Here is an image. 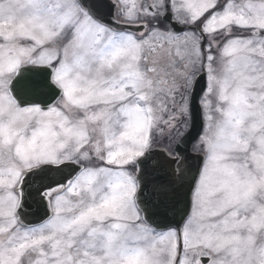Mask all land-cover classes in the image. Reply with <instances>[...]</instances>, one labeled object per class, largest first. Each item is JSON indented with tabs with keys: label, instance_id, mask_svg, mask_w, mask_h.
<instances>
[{
	"label": "snow or ice",
	"instance_id": "6c2138e0",
	"mask_svg": "<svg viewBox=\"0 0 264 264\" xmlns=\"http://www.w3.org/2000/svg\"><path fill=\"white\" fill-rule=\"evenodd\" d=\"M0 264H264V0H0Z\"/></svg>",
	"mask_w": 264,
	"mask_h": 264
},
{
	"label": "water",
	"instance_id": "95a60500",
	"mask_svg": "<svg viewBox=\"0 0 264 264\" xmlns=\"http://www.w3.org/2000/svg\"><path fill=\"white\" fill-rule=\"evenodd\" d=\"M39 215V212L37 211L36 213H34V216H38Z\"/></svg>",
	"mask_w": 264,
	"mask_h": 264
}]
</instances>
